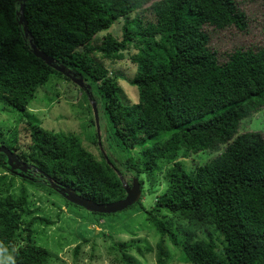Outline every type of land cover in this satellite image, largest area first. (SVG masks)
<instances>
[{"label":"trees","instance_id":"1","mask_svg":"<svg viewBox=\"0 0 264 264\" xmlns=\"http://www.w3.org/2000/svg\"><path fill=\"white\" fill-rule=\"evenodd\" d=\"M20 4L0 0V103L25 112L53 74L68 77L33 53L19 23ZM24 16L37 48L89 85L88 100L95 101L91 86L96 88L97 111L107 123L102 137L113 154L95 137L97 154L81 135L31 121L23 123L28 137L15 131L21 142L15 134L1 140L41 174L13 173L0 152V167L11 175L0 173L6 192L0 196V257L8 255L9 264H49L51 257L33 239L34 224L50 220L29 208L24 187L16 196L9 193L12 178L34 185L41 178L56 192L47 174L105 203L126 194L118 174L128 183L139 181L141 198L142 174L164 167V189L153 205L145 209L139 198L127 207L139 205L157 235L156 264L171 262L167 242L191 264H264V136L238 132L241 120L264 106V0H25ZM259 17L261 31L253 35ZM120 19V39L107 32L94 40ZM214 33L235 40L220 51L211 45ZM125 51L135 66L133 101L119 83L125 75L104 64ZM89 123L95 126L94 115ZM204 150L215 154L187 172L179 158ZM115 248L126 264H133L131 248L143 254L153 249L134 239Z\"/></svg>","mask_w":264,"mask_h":264},{"label":"rangeland","instance_id":"2","mask_svg":"<svg viewBox=\"0 0 264 264\" xmlns=\"http://www.w3.org/2000/svg\"><path fill=\"white\" fill-rule=\"evenodd\" d=\"M145 15L149 17L148 13ZM122 22L123 20L120 19L113 25L101 30L94 36V40L99 41L107 32L120 39ZM261 23L259 17L255 22L253 35L261 31ZM213 35L215 37L211 45L221 51L227 48L228 42H234V35H238V33L235 32L232 39H229L225 33H214ZM129 51L134 52L135 49L130 47ZM124 53L125 56L122 58L113 61L105 60L104 64L109 69L125 75L123 79L119 80V83L126 99L133 101L136 99V92L129 80L134 75L135 66L130 61L127 51ZM96 55L98 56V54ZM91 93L95 101L100 99L93 85L91 86ZM122 97L124 96L122 95ZM99 104L100 101L97 105L99 106ZM89 105L90 101L88 95L84 94V89L76 85L71 79L53 74L42 86L37 88L35 97L27 104L25 112L17 111L0 103V141L9 142L15 134L21 142L20 136L15 131L18 128L23 138L28 137L23 125L31 121L46 129L57 132L72 131L81 135L84 146H88L97 154L96 145L92 144L93 137H95L97 142L101 140L102 149L105 152L109 151L108 154L111 155L113 148L110 150L107 147L110 144L105 142L104 137H102L107 125L103 111L98 107L99 130L97 131V127L89 123L93 116V111ZM18 123H22L20 127H16ZM250 130L259 131L264 136V106L252 116L241 120L238 132ZM97 147L101 148L99 144ZM214 154L215 152L204 150L179 159L183 161L186 171L190 173L193 168L208 161ZM164 170V167L159 170L155 169L150 175L148 173V177L146 173L142 174L146 180L140 203L145 209H149L153 205L155 196L164 189L165 184L162 183ZM4 171L6 172L5 168L0 167V173ZM8 175L11 176L10 173ZM37 180L34 185L16 176L12 178L9 193L16 196L24 187L28 194L29 208L50 220L48 224L36 223L33 226L34 241L46 247L51 253L49 264H126L121 259L115 244L132 239L139 242L144 240L153 248L144 254L139 253L134 248L126 250L133 257L132 263L156 264L155 243L157 235L149 227L145 220L144 210L139 205L98 216L83 207L67 204L64 198L59 193L51 191L41 181V178H37ZM5 193V190L0 188V196L5 195ZM29 217L30 215L25 216L26 219ZM84 238L87 240H83ZM77 244H80V248L75 254L74 249ZM166 244L172 256L169 264H191L179 258L181 254L175 246L168 242ZM0 264H9L8 255L0 257Z\"/></svg>","mask_w":264,"mask_h":264},{"label":"water","instance_id":"3","mask_svg":"<svg viewBox=\"0 0 264 264\" xmlns=\"http://www.w3.org/2000/svg\"><path fill=\"white\" fill-rule=\"evenodd\" d=\"M21 2L19 10L17 12L19 16V23L23 26V31L26 36H28V42L30 44V47L33 51V53L43 59L48 65H50L53 69L61 72L63 75L71 79L76 85L81 87L82 89H87L89 87L88 84L85 83L83 78L77 73L71 71L70 69H66L64 65L55 62V60L37 48L35 43L32 41V37L27 30V21L24 16V2L25 0H19ZM90 97V94H88V98ZM91 103V108L94 115V121L95 126L97 127V131L99 130V122H98V111H97V105L94 100H89ZM99 144V143H98ZM0 152L3 153L6 156V163L9 166L10 171H16L19 170L21 172H26L31 168V165L22 161L16 153L8 149L6 146L0 144ZM106 156V154L104 153ZM121 181L123 188L125 190V196L121 199L114 200L111 202H105L100 203L97 201H94L92 199L86 198L80 194H78L76 191H74L70 186L68 185H62L54 182L50 176L47 174H43L45 176L48 184L51 188L55 189L57 193H59L63 198H65L67 201H69L72 204H75L77 206L83 207L88 211L91 212H99V213H112L121 211L130 205H132L134 202L139 200L141 196V190H140V183L136 178H133L131 180V183H128L127 180H125L120 174H118Z\"/></svg>","mask_w":264,"mask_h":264},{"label":"flooded vegetation","instance_id":"4","mask_svg":"<svg viewBox=\"0 0 264 264\" xmlns=\"http://www.w3.org/2000/svg\"><path fill=\"white\" fill-rule=\"evenodd\" d=\"M13 173H16V174H19L20 172H19V170H17V172L16 171H12ZM25 174L27 173H29V175H34V176H38V175H40L41 173H38V172H35L32 168H30L29 170H27L26 172H24Z\"/></svg>","mask_w":264,"mask_h":264}]
</instances>
